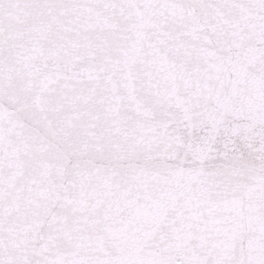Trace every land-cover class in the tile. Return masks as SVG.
<instances>
[{
  "label": "snow or ice",
  "instance_id": "6c2138e0",
  "mask_svg": "<svg viewBox=\"0 0 264 264\" xmlns=\"http://www.w3.org/2000/svg\"><path fill=\"white\" fill-rule=\"evenodd\" d=\"M0 264H264V0H0Z\"/></svg>",
  "mask_w": 264,
  "mask_h": 264
}]
</instances>
